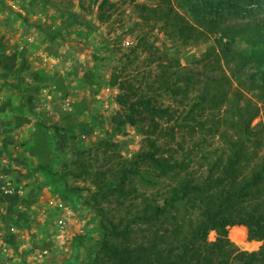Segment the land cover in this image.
Segmentation results:
<instances>
[{"label":"trees","instance_id":"trees-1","mask_svg":"<svg viewBox=\"0 0 264 264\" xmlns=\"http://www.w3.org/2000/svg\"><path fill=\"white\" fill-rule=\"evenodd\" d=\"M34 1L42 8L57 6ZM130 1L143 20L162 21L182 47L211 42L200 58L183 64L179 50L160 51L140 35L131 51L148 54L138 63L150 66L142 78L126 72V62L112 72L110 84L119 89L112 132L125 134L134 126L144 144L131 157L107 139L76 152L72 174L94 186L86 204L102 215L103 235L88 264H264V0H156L154 6ZM90 3L103 23L116 10L113 0ZM61 10L66 23H78L76 12ZM97 79L95 70H88L84 83ZM162 91L171 95L169 103L160 99ZM260 114L262 120L253 124ZM179 127H188L189 135L200 132L190 148L182 140L173 144ZM216 137L222 148L213 146ZM195 148L203 160L197 167L205 169L199 174ZM168 175L177 182L153 194L129 185ZM113 203L116 218L105 214V204ZM179 204L192 220L181 215ZM233 226L242 237L247 230L248 240L262 241L260 247H238L229 238ZM211 231L214 240L208 238Z\"/></svg>","mask_w":264,"mask_h":264},{"label":"rangeland","instance_id":"rangeland-1","mask_svg":"<svg viewBox=\"0 0 264 264\" xmlns=\"http://www.w3.org/2000/svg\"><path fill=\"white\" fill-rule=\"evenodd\" d=\"M27 1L30 5L35 4L38 11L46 10L47 13L50 11L54 14V18L52 16L48 19L49 23L52 21L48 26L54 25L56 29L65 28L63 29L64 40L72 42L73 48L77 45L83 54L80 59L85 61L86 71L95 70L99 79L93 85L84 83L82 80L77 88L80 93H86V99L72 102V110L61 111L58 108L62 118L60 126L67 127L63 128L64 130L59 131L55 127H48L45 130L41 127L42 132L39 133V131L31 132L33 127H28L26 133L22 135L18 132L20 127L16 131L15 127H4L7 133L4 134L3 140L8 141V146L2 145L0 139V231L5 239V243L0 244V264H40V262L42 264H88L93 244L103 235L100 224L102 215L94 212L86 204L94 186L72 174L76 172V165L73 162L76 159V152L95 145L101 139H107V141L115 142L116 149L125 157H131L144 144V135L134 126H128L125 134H113L112 132L111 116L119 108L114 101L119 89L110 84L112 72L117 66H123L126 62V72L129 74L138 72V79L142 78V70L146 71L150 66H147L146 62L138 63L139 60L143 61L148 54L142 51H131L140 35H145L150 43L157 49H161L160 51L173 54L176 49L179 50L183 64H189L193 57L200 58L211 41L206 42L200 39L197 44L182 47L179 40L167 32L162 21H157L155 17L143 20L140 16L141 10L130 0H113L116 2V10L111 19L104 23L97 19V5H94L92 10L93 3H90L92 0H86V2H82L83 0H50L57 6L52 7L48 4L45 8H42L41 1L39 3L34 0ZM137 1L150 6L157 3L156 0ZM6 5L9 7L8 4L2 3L3 7ZM82 5L88 8L84 9ZM61 9L76 12L78 23H66L67 14ZM8 43L13 44V41L9 39ZM71 54L72 52L67 54L66 58L73 57ZM139 54L141 56L137 59L136 55ZM95 55H99L100 59L96 60ZM11 58V56L6 58L0 56L1 77H8L9 74L14 78L20 76L18 72L12 69L7 71V68H4V66L10 67ZM130 59L133 61L131 65L127 64ZM68 61L70 60L67 59ZM156 65L157 62L152 64L153 67ZM196 69H200V66ZM153 79V74L147 77V81H153ZM142 80L146 84V79ZM134 82L136 85L140 83L139 80ZM55 89L57 90V87ZM66 93L73 97L70 91ZM103 96L108 100H104ZM170 97V94L162 91L160 99L169 103ZM22 102V94H17V97L7 103L8 112L21 110ZM0 106L2 114L5 106L3 104ZM262 118L260 114L254 119L253 124H257ZM187 129L188 127L177 128L173 144L176 145V141L182 140L185 141V148L194 145L200 132L189 135ZM82 134H85V137ZM212 141L214 147L217 144L220 148L223 147V143L217 137ZM183 151L181 149L180 152ZM194 151L193 164L195 171H198L195 174H199L205 169L197 167L198 162L203 160L196 152L198 151L196 148ZM46 169H52L53 172H48ZM144 173L147 178L151 177L147 170H144ZM6 180L22 182L24 194L20 196L5 194L2 186ZM176 182L177 178L168 175L160 178L154 177L151 182L135 180L129 185L138 187L143 195H149L161 190L167 184ZM78 187L82 190L76 191ZM53 197H60L65 201L72 211L71 216L76 220L77 226L75 225L74 233L68 230L65 237H59L57 230L55 231L53 219L58 213L48 206V200ZM114 205V203L105 204L106 216L117 217V210L113 209ZM179 211L181 215L192 217L187 214L182 204H179ZM12 226L15 231L10 230ZM47 228L52 230H47ZM208 238L214 240L216 232L211 231ZM246 239H248L247 230ZM259 243L261 245L262 241ZM3 247H6V251Z\"/></svg>","mask_w":264,"mask_h":264},{"label":"crops","instance_id":"crops-1","mask_svg":"<svg viewBox=\"0 0 264 264\" xmlns=\"http://www.w3.org/2000/svg\"><path fill=\"white\" fill-rule=\"evenodd\" d=\"M2 3L8 4L9 7L7 5L3 7ZM52 16L54 18V14L50 11L47 13L46 10L38 11L37 8H33L27 0H0V56L12 57L9 61L10 67L4 66L3 61L1 63L7 71L12 69L20 75L17 78L11 74L8 77L2 76L3 78L0 76V105L5 106V111L0 113V139L4 146H8V141L3 140L4 134L7 133L4 127H15V131L20 127L18 132L22 135L26 133L28 127H33L31 132L39 131V133L42 132L41 127L45 130L48 127H55L59 131L64 130L63 128L67 127L60 126L62 118L59 114L60 110H64L63 101L66 98L71 99L72 102L86 99V93H80L77 88L82 80L84 81L87 72L85 61L80 59L83 54L77 45L73 48L72 42L64 40L63 29L65 28L56 29L54 25L48 26L52 22L49 23L48 19ZM3 39L6 41H2ZM7 39H11L13 44H9ZM75 42L77 43V40ZM71 52L73 57L66 58ZM67 59L70 61L67 62ZM67 91H70L73 97L67 94ZM20 93L23 96L21 110L8 112L7 103ZM103 99L108 100L104 96ZM82 136L85 137V134ZM14 182L23 189L22 182L19 183L17 180ZM24 192L23 190L22 194ZM50 200L63 201L60 197H53L48 200V204ZM63 202L67 209L61 210L56 206L48 205L58 213L53 223L56 228L57 219L70 212L68 230L74 233L77 226L75 217L71 216L70 207L65 201ZM47 230L52 229L47 228Z\"/></svg>","mask_w":264,"mask_h":264},{"label":"built area","instance_id":"built-area-1","mask_svg":"<svg viewBox=\"0 0 264 264\" xmlns=\"http://www.w3.org/2000/svg\"><path fill=\"white\" fill-rule=\"evenodd\" d=\"M63 109L64 110H72V101L69 98H66L63 101ZM3 192L5 194L8 195H19L23 193V189L22 186L18 185L16 182H13L12 180H6L4 182V185L2 186ZM49 205L51 206H56L59 209L63 210V209H67L66 205L64 204L63 201H54V200H50L49 201ZM70 212H67L66 214L61 215L56 222V230L58 233L59 237H65V235L68 232V228H69V223H68V216H69ZM11 231H15V228L12 226L10 227ZM3 233L0 231V244H4L5 243V239L3 237ZM3 249L6 251V247H3ZM47 252V251H44Z\"/></svg>","mask_w":264,"mask_h":264},{"label":"bare ground","instance_id":"bare-ground-1","mask_svg":"<svg viewBox=\"0 0 264 264\" xmlns=\"http://www.w3.org/2000/svg\"><path fill=\"white\" fill-rule=\"evenodd\" d=\"M229 236L235 243L243 246L245 249H248V250L256 249L260 245L259 241L257 240H248L242 237L238 233L236 226L230 227Z\"/></svg>","mask_w":264,"mask_h":264}]
</instances>
